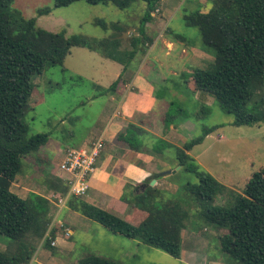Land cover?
Returning <instances> with one entry per match:
<instances>
[{
	"label": "trees",
	"instance_id": "16d2710c",
	"mask_svg": "<svg viewBox=\"0 0 264 264\" xmlns=\"http://www.w3.org/2000/svg\"><path fill=\"white\" fill-rule=\"evenodd\" d=\"M13 0H0V235L15 245L12 251H0V264H30L35 248L28 236L43 240L42 246L53 250L56 237L68 238L66 230L50 225V216L42 214L28 198L22 199L10 191L28 157L43 163L37 156L49 139V134H29L25 122L31 110L29 100L34 92L32 79L47 67L62 66L73 48H83L102 58L122 65V72L106 91L114 92L127 71L138 48L152 42L145 35L144 25L162 0H53L55 8L68 7L77 2L89 5L111 4L119 10L127 9L135 1L146 5L141 18L142 27L129 40V48L121 50L123 30L112 25V34L101 40L82 35H66L40 28L36 18H25L12 9ZM213 9L208 13L194 12L186 17L187 25L199 30L204 46L214 52L213 62L205 69L193 71L187 89L212 97L219 108L232 117L235 127L251 126L264 121V97L254 100V91L264 84V0H210ZM38 10L37 15L49 13ZM107 26L100 20L96 22ZM105 25V26H104ZM127 54V62L125 60ZM172 104V103H171ZM174 115L166 112L163 124L173 125ZM216 127L204 128L202 134L184 142L180 147L165 140L148 142V133L135 124L120 131L116 142L127 149L151 155L168 162L177 171L192 175L196 182H185L173 193L149 186L155 179L165 177L157 172L142 184L132 186L130 193L120 198L130 206L121 215L87 204L80 198L68 199V206L86 219L98 223L113 234L136 240L160 250L175 259L181 254V233L192 223L193 208L199 220L219 233L221 251L240 264H264V169L253 172L242 191L233 194L226 186L203 171L189 154ZM153 142V143H152ZM156 143V144H155ZM170 147L174 155H165ZM161 165V164H160ZM168 170V169H167ZM45 186L55 194L65 195V184L45 176ZM229 193L231 205L212 206L214 199ZM48 203V202H47ZM196 219V218H194ZM46 234V235H45ZM77 264H116L97 255H86Z\"/></svg>",
	"mask_w": 264,
	"mask_h": 264
},
{
	"label": "rangeland",
	"instance_id": "374dc122",
	"mask_svg": "<svg viewBox=\"0 0 264 264\" xmlns=\"http://www.w3.org/2000/svg\"><path fill=\"white\" fill-rule=\"evenodd\" d=\"M11 7L25 18H36L37 25L47 31H63L66 35H82L95 40L109 37L112 25L119 24L123 30L121 50L128 49L130 38L137 36L146 10V5L139 1L131 3L125 10H119L111 4L89 5L84 2L55 8L53 0H13ZM44 8L49 9V13L37 15L38 10ZM165 8H170V11ZM212 9L210 0H164L153 14L152 23L144 25L145 35L152 42L137 49L128 69L136 74L141 68V74L149 71L151 75L154 71L153 76L158 77V80L150 87L152 94L158 98V115L167 112L174 115V126L181 123L194 127L191 135L188 138L183 136L181 142L200 136L204 128L216 127L202 144L192 149L191 156L194 158L200 153L198 161L201 169L233 194H238L253 172L264 169V121L251 126H232V117L223 112L212 97L207 98L208 107H205L186 88L193 71L205 69L214 58L213 50L203 45L199 30L187 25L186 17L190 13H208ZM98 20L107 26L105 30L96 23ZM125 60H128L126 52ZM114 63L97 53L73 48L63 67H47L43 73L34 76V92L29 100L31 110L25 116L29 134H49L51 140L71 147H80L78 143L82 138L86 139L90 135L95 137V128L104 125L112 115L119 102L115 97L122 92L120 90L115 95V92L106 91L113 79L109 67ZM251 89L254 91V100L264 97V84L256 89L252 86ZM165 130L163 124V132ZM148 139L157 142L158 136L148 134ZM49 145L41 150L46 156ZM174 148L167 149L165 155L171 158ZM167 166H160L163 169L159 175L167 171ZM45 167V164L28 157L23 161L21 173L17 175L10 190L18 197L32 201L39 212L46 214V218L50 216L49 221L52 223L57 219L53 215L58 207L47 203L51 192L45 186ZM163 177L167 179H160L155 187L169 193L187 181L196 182L192 175L181 171ZM231 200L230 194L224 193L214 199L211 205L229 207ZM66 211L62 212V218ZM198 211L193 208L192 213L195 215L192 216V223L183 229L198 239L186 241L184 251L198 254L197 264H240L221 251L218 241L220 233L199 220ZM69 227L74 233L68 241L75 244L69 258H62L60 254L58 258L43 260L41 246L44 239L37 240L29 235L28 242L35 248L31 264H42V261L44 264H77L84 256L95 253L116 264H184L180 259L160 250L113 234L82 216L78 222L69 224ZM14 248L10 239L0 235L1 252L12 251ZM95 248L96 252L93 253L92 249L95 251ZM51 252L55 256L59 255V250L53 249Z\"/></svg>",
	"mask_w": 264,
	"mask_h": 264
},
{
	"label": "crops",
	"instance_id": "0c3cea01",
	"mask_svg": "<svg viewBox=\"0 0 264 264\" xmlns=\"http://www.w3.org/2000/svg\"><path fill=\"white\" fill-rule=\"evenodd\" d=\"M163 1L164 0L161 1L160 5L163 4ZM165 10L170 11V8H165ZM152 21L153 19L148 24H151ZM114 64H111L109 67L110 75L113 76L112 83L117 80L122 72V66L117 63ZM141 71L142 68L139 69L138 73L136 74L135 71H130L127 69V71L124 73L123 83H120L114 91L115 95L118 93V91H122H120L121 93L115 97V99H118L119 101L118 105L115 106V110L113 111L112 115L106 119L104 125L95 128L97 131V135L95 137H91L90 135V137H87L86 139H80L78 143L80 144V147H71L69 145L63 144L61 145V143L53 141L49 137L47 143L39 149L37 156H35L39 157L43 162L42 164L46 165L44 176L49 175L53 178L61 180L64 183L63 179L61 178L63 175L59 170V164L61 163L66 149L82 148L84 146L87 147V145L89 146L97 138L101 137L104 141V148L96 161V169L92 178L90 179L88 192L83 198L80 199L94 207L104 210H111L121 215L127 214L130 210V206L120 199L122 195H128L132 186L142 184L148 177L157 172L159 166L165 167L168 165L166 169L169 170H173V166L168 162H160L159 159L151 155L135 153L127 149V147L122 143L116 142L117 134L125 129L128 124H135L145 130L149 135L158 136V139L165 140L174 146L180 147L184 143L181 142L182 137L187 136L186 138H188V136H190L194 131V127L190 124L181 125L180 123L179 126H168L165 130L166 133L163 132L162 122L166 113L160 112V115H158V98L152 94V89L150 87L154 84L156 79L158 80V77L154 78V71L151 72V75L148 73L149 71H145L142 74ZM194 94L197 97V101L201 105L208 107L207 98H210V96L202 92H195ZM175 138L177 140L172 141ZM147 141L150 142L149 140ZM48 144H50V148L47 150V156L49 155L47 157L41 152V150ZM189 154L191 155V151ZM197 155L200 156V153ZM199 156L194 157L198 164ZM164 179H167V177ZM158 181L159 180H155L154 186L158 184ZM168 183L171 185L169 181ZM50 192L51 194L47 198V201L48 203L56 206V202H54L55 200L52 198V196L60 194H55L52 191ZM52 199L54 201H52ZM65 209H67V211L64 218H62V212L65 211ZM78 214L82 216L80 213L73 211L68 206L67 202L64 207L56 208L53 216L56 215L57 219L50 223L46 234H48V232L51 230L53 224H57L63 228V230L69 231L70 236L66 239L61 237H56L54 239L55 246L53 249L54 251L59 250V255L55 256L54 252H51L50 249L41 246L43 249L41 252V256L44 257L43 260L48 261L52 258H58L60 254H62V258H69L72 250L75 248V244L68 241L74 233V230L69 227V224L78 222L80 217ZM83 218L86 219L85 217ZM58 219H60V221H58ZM87 221L90 220L87 219ZM192 238H196V236L191 232H184V230H182L181 254L179 259L183 261L184 264H197V262H199L197 259L199 258L198 254L187 250L184 251V248H186V241H191ZM92 250L93 253L96 252V248L95 251L94 249ZM42 264H44V261H42Z\"/></svg>",
	"mask_w": 264,
	"mask_h": 264
},
{
	"label": "built area",
	"instance_id": "2783aa9c",
	"mask_svg": "<svg viewBox=\"0 0 264 264\" xmlns=\"http://www.w3.org/2000/svg\"><path fill=\"white\" fill-rule=\"evenodd\" d=\"M103 148L104 141L99 137L88 147L66 149L59 164V170L63 175L61 178L64 181L67 192L65 195L52 196L58 208L64 207L71 197L83 198L87 194L90 179L96 169V161ZM66 234L70 236L69 231H66ZM51 246H55L54 241L51 242Z\"/></svg>",
	"mask_w": 264,
	"mask_h": 264
},
{
	"label": "water",
	"instance_id": "95a60500",
	"mask_svg": "<svg viewBox=\"0 0 264 264\" xmlns=\"http://www.w3.org/2000/svg\"><path fill=\"white\" fill-rule=\"evenodd\" d=\"M180 169V167H176L175 169L173 170H167L165 172H162L160 174V176H165V175H169V174H175L176 171H178ZM154 183H155V179H153L150 183H149V186H154Z\"/></svg>",
	"mask_w": 264,
	"mask_h": 264
}]
</instances>
